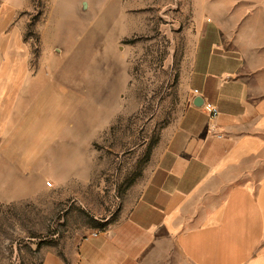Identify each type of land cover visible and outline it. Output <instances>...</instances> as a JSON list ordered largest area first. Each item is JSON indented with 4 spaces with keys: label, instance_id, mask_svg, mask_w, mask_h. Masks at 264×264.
Returning a JSON list of instances; mask_svg holds the SVG:
<instances>
[{
    "label": "crops",
    "instance_id": "1",
    "mask_svg": "<svg viewBox=\"0 0 264 264\" xmlns=\"http://www.w3.org/2000/svg\"><path fill=\"white\" fill-rule=\"evenodd\" d=\"M188 8L177 37L178 114L117 198L113 218L86 229L93 233L53 263L264 264V0H189ZM10 72L14 78L0 79V152L23 175L19 183L42 159L65 169L62 183H85L74 174L86 166L83 147L51 143L67 123L50 116V91L40 95L47 105L28 109ZM26 107L35 117L15 122Z\"/></svg>",
    "mask_w": 264,
    "mask_h": 264
},
{
    "label": "rangeland",
    "instance_id": "2",
    "mask_svg": "<svg viewBox=\"0 0 264 264\" xmlns=\"http://www.w3.org/2000/svg\"><path fill=\"white\" fill-rule=\"evenodd\" d=\"M188 1L0 0V79L16 70L28 109L54 105L50 116L67 126L51 143L81 145L86 159L74 170L85 183H62L65 169L42 159L21 184L0 152V264H55L113 218L181 108ZM27 107L15 122L35 117Z\"/></svg>",
    "mask_w": 264,
    "mask_h": 264
},
{
    "label": "built area",
    "instance_id": "3",
    "mask_svg": "<svg viewBox=\"0 0 264 264\" xmlns=\"http://www.w3.org/2000/svg\"><path fill=\"white\" fill-rule=\"evenodd\" d=\"M194 93L195 94H199V90L198 89H195L194 90ZM203 108V110L207 113H209L211 116H216L218 114V108L211 104V103H203V105L201 106ZM49 186L51 185L50 182L47 183ZM98 233H94L93 235L94 236H97Z\"/></svg>",
    "mask_w": 264,
    "mask_h": 264
},
{
    "label": "water",
    "instance_id": "4",
    "mask_svg": "<svg viewBox=\"0 0 264 264\" xmlns=\"http://www.w3.org/2000/svg\"><path fill=\"white\" fill-rule=\"evenodd\" d=\"M196 106H202L204 103V99L202 97H196L193 102Z\"/></svg>",
    "mask_w": 264,
    "mask_h": 264
}]
</instances>
